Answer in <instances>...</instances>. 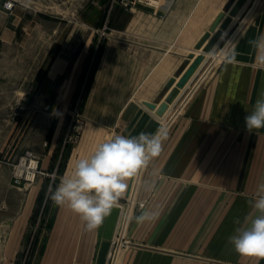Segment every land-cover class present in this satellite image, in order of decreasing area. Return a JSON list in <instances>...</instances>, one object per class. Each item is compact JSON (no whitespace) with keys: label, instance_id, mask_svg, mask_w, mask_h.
Segmentation results:
<instances>
[{"label":"crops","instance_id":"obj_1","mask_svg":"<svg viewBox=\"0 0 264 264\" xmlns=\"http://www.w3.org/2000/svg\"><path fill=\"white\" fill-rule=\"evenodd\" d=\"M229 1L160 0L132 10L121 6L110 39L97 47L98 63L89 88L79 97L89 48L77 57V46L66 42L58 50L54 36L40 66L47 67L42 81L48 88L16 113L19 117L9 129L8 139L14 132L19 136V151L32 147L42 156L43 169L62 176L112 136L163 131L162 151L150 160L145 174H161L158 193L168 189L167 174H176V193L192 196L178 208L187 213L182 215L183 225L190 227L185 236H191L192 242L177 246L185 252L175 255L176 264H264V258L236 253L228 241L245 218L250 223L257 214L249 201L264 183V128L249 132L245 125V117L264 90V50L257 47L264 35V0H246L231 16L236 0L225 12L232 21L204 53L164 115L146 105V101L160 105L170 94L176 83L168 89V82L182 77L187 56L198 52L196 44ZM24 17L23 11L0 7V53L22 45L28 29ZM233 54L234 61L226 62ZM62 76L68 86L57 92ZM72 109L80 112L85 125L80 141L67 146L62 139ZM0 174H9L8 167L0 165ZM135 177L127 180L119 204L130 193ZM58 183L53 180L50 185ZM45 184L43 179L30 190H0L6 196L0 205V264H94L98 229L86 231L79 216L66 206H55ZM12 191L23 195V201L10 202ZM149 254L130 248L119 255L118 263L145 261ZM157 258L168 259L151 260Z\"/></svg>","mask_w":264,"mask_h":264},{"label":"rangeland","instance_id":"obj_2","mask_svg":"<svg viewBox=\"0 0 264 264\" xmlns=\"http://www.w3.org/2000/svg\"><path fill=\"white\" fill-rule=\"evenodd\" d=\"M10 1L14 2L15 6L8 11H23L26 14L23 23L28 29L25 31L22 45H18L15 50H5L0 53V165L9 169V174H0V190L6 187L11 190H18L17 187L30 190L43 179L47 188L53 180L59 182L62 174L43 169L42 156H39L32 147H24L19 151L20 139L18 135L15 136L17 133L14 132L8 139L12 121L19 117L16 113L30 106L38 94L48 88V85L42 81L43 72L47 67H40L45 50L54 36L58 50L62 49L66 42L77 46V57L89 48L84 71L78 83L79 97L86 93L96 72L99 53L97 47L99 46L100 49L102 44L110 39L115 12L121 6L132 10L135 5L150 4L140 0H0V7L6 9V2ZM53 33L55 34L52 35ZM73 61L75 65V59ZM65 77L62 76L56 83L57 92L64 91L68 86L62 80ZM51 106L47 104L46 108L49 109ZM66 120L62 142L67 146L76 145L82 137L85 120L80 112L74 109L70 111ZM27 153L31 156H27ZM30 158L38 161L34 178H31L33 174H26V171L22 175L16 174L20 172L25 160L27 163L30 162ZM145 170L146 168L141 174L136 175L129 195L120 202L122 219L120 217L113 239L109 264H119V255L130 248L140 252L147 251L152 255L151 258L168 257V259L157 258L159 263L158 260H151L149 257H146L145 261L132 259L133 264H151V262L176 264L175 255H178V252H185L183 248L192 242L191 236H185V232L190 230V227L183 225L186 217L183 218L182 215L187 213L178 209L183 202L192 201V196L188 198L187 195L176 193V174H167L169 182L167 185L165 183V187L168 189L166 193H158L156 188L161 186V174H145ZM164 180L166 182V179ZM12 192L14 193L9 194L10 202L16 204L23 201V195L21 196L17 191ZM5 198V195L0 194V205ZM147 210H158L159 216L152 221L138 224L135 217ZM186 234L189 235L188 232ZM179 244L185 246L178 249Z\"/></svg>","mask_w":264,"mask_h":264},{"label":"clouds","instance_id":"obj_3","mask_svg":"<svg viewBox=\"0 0 264 264\" xmlns=\"http://www.w3.org/2000/svg\"><path fill=\"white\" fill-rule=\"evenodd\" d=\"M257 47L264 50V35ZM234 54L226 57L233 62ZM249 132L264 128V90L259 94L253 110L245 117ZM165 133L140 132L135 136L117 134L99 144L88 158L78 159L70 174L49 185L50 199L55 206L67 207L79 216L86 231L97 230L128 188L127 180L146 168L150 160L162 151ZM249 204L257 213L245 218L228 241L236 253L242 256L264 258V183L258 186L256 198ZM144 208V205H141ZM159 216L158 210L142 211L135 217L138 224L152 221ZM239 223V222H238Z\"/></svg>","mask_w":264,"mask_h":264},{"label":"water","instance_id":"obj_4","mask_svg":"<svg viewBox=\"0 0 264 264\" xmlns=\"http://www.w3.org/2000/svg\"><path fill=\"white\" fill-rule=\"evenodd\" d=\"M236 0H230L225 7V10L219 14L214 24L211 26L210 30L206 32L199 42L196 44L197 50H203V52H199L197 55L195 52H191L187 59L185 60L182 69L186 68L182 77L177 81L176 76L170 79L167 84V88L170 89L175 83V87L172 89L170 94L166 97V99L161 102L160 105L154 102L146 101V105L151 109L156 110L159 115H164V113L169 108V105L174 99L177 97L180 88L184 87L186 83L189 81L191 76L194 74L202 60L204 59V52H209L216 41L222 35L223 29L227 28V26L232 21L231 16L236 15L242 5L246 0H237L236 6L231 10V16L225 18V12L230 9L232 4ZM222 23V24H221ZM221 24V29L218 30L214 36L211 38V32L215 31L216 28ZM211 38V39H210ZM210 39V40H209ZM207 41H209L207 43ZM192 59H194L192 61ZM192 61V62H191ZM129 195V194H128ZM122 214V206L119 204V207L113 208L110 214L105 218L103 224L98 228V248L96 253V258L94 264H108L110 252L113 247V239L115 237L116 229L118 226V222L120 220Z\"/></svg>","mask_w":264,"mask_h":264},{"label":"built area","instance_id":"obj_5","mask_svg":"<svg viewBox=\"0 0 264 264\" xmlns=\"http://www.w3.org/2000/svg\"><path fill=\"white\" fill-rule=\"evenodd\" d=\"M149 4H158L160 0H140ZM15 4L14 2L10 1V2H6L5 8L7 10H12L14 8ZM71 139H73L70 136ZM27 156H31L30 153H27ZM28 159V158H26ZM38 168V161L35 159L30 158V162L27 163V161L25 160V162L23 163L22 168L20 169V172H17L16 174L22 175L24 174V171H26V174H36V169ZM30 169H33V171H29Z\"/></svg>","mask_w":264,"mask_h":264},{"label":"bare ground","instance_id":"obj_6","mask_svg":"<svg viewBox=\"0 0 264 264\" xmlns=\"http://www.w3.org/2000/svg\"><path fill=\"white\" fill-rule=\"evenodd\" d=\"M197 50V49H196ZM198 52H195V51H192V52H195V54L197 55L199 52H203V50L201 49V50H197ZM204 53H206V55H207V52H204ZM177 78V77H176ZM31 178H34V175H32L31 176ZM122 215V214H121ZM120 221V220H119ZM119 223V222H118ZM118 227V226H117ZM114 239H115V237H114ZM111 254H112V251L110 252V256H111ZM109 259H110V257H109ZM109 264V263H108Z\"/></svg>","mask_w":264,"mask_h":264}]
</instances>
